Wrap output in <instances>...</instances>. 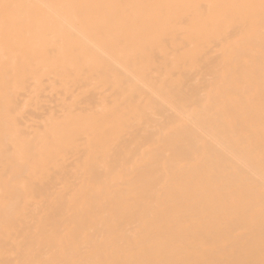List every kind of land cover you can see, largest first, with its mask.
<instances>
[{
    "label": "bare ground",
    "instance_id": "1",
    "mask_svg": "<svg viewBox=\"0 0 264 264\" xmlns=\"http://www.w3.org/2000/svg\"><path fill=\"white\" fill-rule=\"evenodd\" d=\"M0 264H264V0H0Z\"/></svg>",
    "mask_w": 264,
    "mask_h": 264
}]
</instances>
